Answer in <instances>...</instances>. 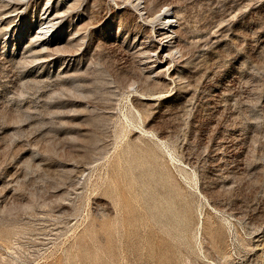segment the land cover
I'll return each instance as SVG.
<instances>
[{"label":"rangeland","instance_id":"374dc122","mask_svg":"<svg viewBox=\"0 0 264 264\" xmlns=\"http://www.w3.org/2000/svg\"><path fill=\"white\" fill-rule=\"evenodd\" d=\"M0 264H264V0H0Z\"/></svg>","mask_w":264,"mask_h":264},{"label":"bare ground","instance_id":"6f19581e","mask_svg":"<svg viewBox=\"0 0 264 264\" xmlns=\"http://www.w3.org/2000/svg\"><path fill=\"white\" fill-rule=\"evenodd\" d=\"M127 1V0H126ZM170 9V8H169ZM160 19H162L164 25L166 27H168L170 30L172 28H174L175 24V20H174V15H171L169 13V10L168 9H164L163 12H161L160 16H159ZM162 29H165L162 27ZM168 30V29H167ZM176 31V30H175Z\"/></svg>","mask_w":264,"mask_h":264}]
</instances>
